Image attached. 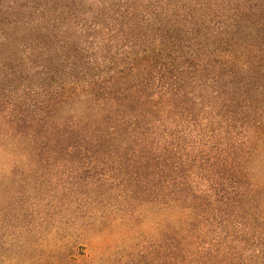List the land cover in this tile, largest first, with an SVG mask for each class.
<instances>
[{
	"label": "trees",
	"instance_id": "trees-1",
	"mask_svg": "<svg viewBox=\"0 0 264 264\" xmlns=\"http://www.w3.org/2000/svg\"><path fill=\"white\" fill-rule=\"evenodd\" d=\"M0 46L1 157L59 163L157 264H264V0H0Z\"/></svg>",
	"mask_w": 264,
	"mask_h": 264
},
{
	"label": "rangeland",
	"instance_id": "rangeland-1",
	"mask_svg": "<svg viewBox=\"0 0 264 264\" xmlns=\"http://www.w3.org/2000/svg\"><path fill=\"white\" fill-rule=\"evenodd\" d=\"M6 56L0 46V150L1 113L15 104L20 87L4 78L15 66ZM258 86L264 95V82ZM8 153L0 154V264H157L147 225L138 221L130 230L109 216L98 220L109 210L108 198L73 188L59 163L13 160Z\"/></svg>",
	"mask_w": 264,
	"mask_h": 264
}]
</instances>
